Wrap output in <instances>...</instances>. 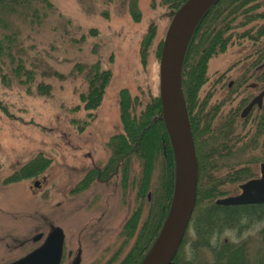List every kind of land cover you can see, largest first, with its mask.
Here are the masks:
<instances>
[{"label":"rangeland","instance_id":"374dc122","mask_svg":"<svg viewBox=\"0 0 264 264\" xmlns=\"http://www.w3.org/2000/svg\"><path fill=\"white\" fill-rule=\"evenodd\" d=\"M47 1L52 9H47L41 0H33L37 10L35 15L27 16L21 22L11 18L22 28L23 46L29 55L26 64L39 72V62L42 61L57 74L44 81L51 85L50 94L44 96L38 95L34 88L31 94H27L16 83L5 88L0 82V177L6 175L14 163L25 164L29 160L48 158L42 163V172L50 177V200L35 209L40 198L30 195L31 199L28 194L27 198L24 197V183L11 185L2 196L5 202L0 222L10 223L4 224L8 228L15 225L16 228H43L45 225L39 224L38 217H30L35 210L41 211L48 223L63 224L69 246L81 243L83 264H124L140 238L147 239V233L152 236L157 228L155 221L148 224L146 219L151 207L149 203L152 197L154 201L157 197L154 189L159 169H154V193L151 189L146 195L147 201L139 195L136 180L140 173L135 162L130 178L123 183L120 174L100 176V180L89 178L86 188L81 186L80 180L90 169L100 170L99 167L106 164L110 156L107 148L110 137L122 133L120 92L142 103L159 97L163 43L182 0H136L139 17L136 12L134 16L138 18L132 17L129 11L134 0H112L109 3L103 0ZM262 3L264 0H258L256 12L264 11ZM258 36L260 39L256 44L250 40L231 41L223 51L207 60L208 83L199 92L200 98L209 91L210 95L213 93L212 100L229 97L226 84L237 82L242 68L255 61L254 48L264 41V32ZM82 37L84 40L75 44ZM95 61L110 71V79L94 117L78 129L74 121L82 124L88 118L79 102L86 83L84 72H77L74 64L90 65ZM233 99H229L228 104ZM240 130L243 133L244 129L240 127ZM248 131H252L251 123L245 126L244 133ZM257 165H254L256 172ZM57 190L59 194H55ZM9 199L11 204L17 202L19 206L7 205ZM54 199L62 200L66 207L62 205L57 210L49 207ZM263 228L264 220L252 223L240 235L236 231H226L220 240L246 243L250 254L260 250L264 261V248L258 237ZM127 235L130 236L127 238ZM193 238L189 224L183 236V250L189 259L188 248ZM205 260L209 261V256Z\"/></svg>","mask_w":264,"mask_h":264},{"label":"trees","instance_id":"16d2710c","mask_svg":"<svg viewBox=\"0 0 264 264\" xmlns=\"http://www.w3.org/2000/svg\"><path fill=\"white\" fill-rule=\"evenodd\" d=\"M41 1L47 9H52L47 0ZM103 1L109 3L112 0ZM186 1L182 0L180 6ZM257 2L216 0L198 21L187 43L181 69V87L197 161L196 200L189 223L194 238L188 248L191 259L187 258L183 250V239L169 264H264L260 250L251 255L246 243L220 240L226 231H236L240 235L252 223L262 222L264 205H215L219 198L236 194L240 184L253 179L257 174L255 163H258V170L259 163L264 162V113L258 123L253 124L252 131L243 134L238 119L241 101L236 97L235 87L227 92L229 97L225 100H212L213 93L210 95V91L205 97H199V92L208 83L205 70L208 59L223 51L231 41L250 40L253 44L259 41L258 35L264 32V11H255ZM135 5L136 0L130 3L129 11L132 17L138 18ZM262 5L260 7L264 10V3ZM36 12L33 0H0V82L5 88L16 83L27 94H31L34 88L38 95L44 96L49 95L51 90V85L44 81L55 77L57 72L42 61H38L39 72L26 64L29 55L23 46L22 28L11 19L21 22ZM135 12L138 17L134 16ZM83 40L82 37L75 44ZM259 44L253 52L258 62L264 60V41ZM74 69L84 72L86 83V90L81 93L79 102L88 118L82 124L73 123L82 129L94 117L109 82L110 71L103 69L99 61L90 65L76 63ZM229 99L233 100L228 104ZM119 112L122 133L110 137L107 143L109 159L102 168L99 167L100 170L90 169L80 183L86 188L90 183L89 178L97 177L100 180V176L113 177L116 174H120L123 183L130 178L132 164L135 162L140 173L136 180L139 195L147 201L146 195L154 189V169H159L157 187L154 189L157 197L155 201L152 197L146 219L148 224L155 221L157 228H154L156 230L152 236L147 233V239L140 238L130 256L125 259L127 264H139L157 238L170 208L174 186V157L159 97H152L142 103L121 91ZM258 237L264 248V228L259 231ZM206 256H209V261L205 260Z\"/></svg>","mask_w":264,"mask_h":264},{"label":"water","instance_id":"95a60500","mask_svg":"<svg viewBox=\"0 0 264 264\" xmlns=\"http://www.w3.org/2000/svg\"><path fill=\"white\" fill-rule=\"evenodd\" d=\"M215 1L187 0L175 13L164 39L159 64V98L175 162L174 194L163 226L140 264L170 263L181 245L195 207L197 161L182 94L181 69L191 33ZM263 94L264 92L243 109L241 117H245L254 105L260 106ZM215 205L224 207L264 205V163L259 166L258 177L240 184L237 194L219 198ZM60 244L61 234L56 230L46 242V247H56L55 258L59 255ZM44 251L45 248L27 261L37 259ZM53 264H56V261Z\"/></svg>","mask_w":264,"mask_h":264},{"label":"flooded vegetation","instance_id":"af4514ba","mask_svg":"<svg viewBox=\"0 0 264 264\" xmlns=\"http://www.w3.org/2000/svg\"><path fill=\"white\" fill-rule=\"evenodd\" d=\"M239 76L237 80L238 83L230 81L226 84V91L229 92L234 87L237 89L236 97L241 101V108L238 110V119L240 127L245 130V126L250 123L251 126L254 127L255 123H258L260 116L264 113L263 94L260 106L254 105L245 117H241L243 109H245L254 98L264 92V60L259 62L255 60L251 62L249 67L248 65L244 66ZM244 130L243 134H245ZM47 159L48 158H45V160L44 158L42 160H29L25 164L14 163L8 168L6 175L3 174L0 177V212H2L5 202V199H2L4 190L15 184L24 183V187H22L24 197L27 198V196L30 197L31 195L33 198H40V201L34 205L35 209L36 207H43L42 204L49 202L50 199L48 197L52 184L49 183V175L42 172V163ZM261 163H259V166ZM259 166L254 178L259 176ZM22 176H24L25 179H21ZM4 182L7 184H4ZM52 182L57 183V180L53 181L52 179ZM57 193L59 194L58 190L55 194ZM237 193L238 190L236 194ZM26 194L28 195L26 196ZM18 197L20 199V196ZM7 205L19 206L17 202L11 204V199L8 200ZM62 205L66 207L62 200L59 201L54 199L49 207L57 210L61 209ZM32 215H34L35 218L38 217L40 220L39 224L45 225V227L29 229L26 227L16 228L15 225L13 226L14 228H8L5 227V225H9L10 223L0 222V264H53L54 261H56V264H83L82 251L80 249L81 243L69 246L63 224L56 222L48 223V218L43 215L41 211L35 210V213H31L30 217H32ZM56 230H59L61 234V244L57 258H55L56 247H46L48 238ZM44 248L46 251L40 253L37 259L29 262L27 261L28 258L41 252Z\"/></svg>","mask_w":264,"mask_h":264},{"label":"bare ground","instance_id":"6f19581e","mask_svg":"<svg viewBox=\"0 0 264 264\" xmlns=\"http://www.w3.org/2000/svg\"><path fill=\"white\" fill-rule=\"evenodd\" d=\"M160 64V63H159Z\"/></svg>","mask_w":264,"mask_h":264}]
</instances>
